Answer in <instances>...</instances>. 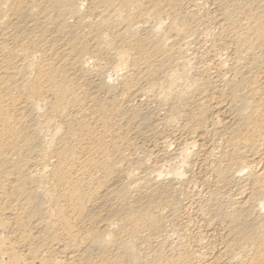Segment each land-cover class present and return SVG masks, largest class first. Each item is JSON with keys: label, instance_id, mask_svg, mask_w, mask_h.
Instances as JSON below:
<instances>
[{"label": "bare ground", "instance_id": "6f19581e", "mask_svg": "<svg viewBox=\"0 0 264 264\" xmlns=\"http://www.w3.org/2000/svg\"><path fill=\"white\" fill-rule=\"evenodd\" d=\"M183 208L264 264V0H0V264H198Z\"/></svg>", "mask_w": 264, "mask_h": 264}, {"label": "rangeland", "instance_id": "374dc122", "mask_svg": "<svg viewBox=\"0 0 264 264\" xmlns=\"http://www.w3.org/2000/svg\"><path fill=\"white\" fill-rule=\"evenodd\" d=\"M139 100H135V102H137V104L139 103L138 102ZM200 143H202V141H200ZM200 149H203V147L202 148H200ZM197 155L195 156V158H193L192 160H190V162H189V170L191 171V173H190V171L188 170L186 173H187V176H189V178L191 177V179H193V180H195V182H198V184L197 185H199V186H197V185H195L193 188H191L190 189V191H191V193L196 197H198V195L197 194H199V197H202V196H205L206 195V193L208 192V190H211V189H213L214 187H213V184H216V182L214 181V179L213 178H211L212 176H211V174H209V172L207 171L208 169H207V166L204 164V163H202V162H200V160H201V157H203L202 155L204 154H201L202 152H204V151H202V150H197ZM198 159V160H197ZM200 159V160H199ZM196 162V164H194L195 162ZM194 164V166H193V164ZM197 163H198V165H197ZM201 164V165H200ZM173 166L172 167H177L179 164H178V162H176V163H173L172 164ZM191 166V167H190ZM198 166V167H197ZM201 166V167H200ZM195 167V168H194ZM171 168V167H170ZM205 169V170H204ZM196 172L198 173V174H196ZM201 172V173H200ZM190 174V175H189ZM193 175V176H192ZM206 175V176H205ZM210 175V176H209ZM195 176V177H194ZM197 176V177H196ZM203 177H204V179H203ZM208 177V178H207ZM200 178V179H199ZM206 178V179H205ZM211 178V179H210ZM202 179L204 180V181H202ZM196 180H198V181H196ZM211 180V181H210ZM201 181H202V183H201ZM215 182V183H214ZM210 183V184H209ZM212 183V184H211ZM205 184V185H204ZM203 185V186H202ZM210 187V188H209ZM196 188V189H195ZM200 188H204V190H201ZM195 189V190H194ZM200 189V190H199ZM194 191V192H193ZM198 192V193H197ZM205 193V194H204ZM202 195V196H201ZM191 211V210H190ZM190 211H185V209L183 208L182 209V211H180V220L178 219L177 221H176V224H175V227L177 228V227H179V229H183V230H186L185 228H187L188 230H190V232L188 231V230H186V231H188L189 233H188V236H189V242H190V244L191 245H193V246H191L192 247V250H193V253H195L194 254V257H196V258H194L193 257V262L192 263H196V262H198V264H205L204 262H202L201 263V260H200V263H199V261H196V259L198 258L199 259V257H200V255H201V253H203V252H205V253H207V254H209L210 256H214V255H216V253H217V251H218V249L220 248V245H222L221 243L219 244L218 242H221L222 241V232H221V229H220V227L219 226H217V225H215V227H210L209 225H208V223L206 222V220L201 216V215H199L198 216V214L194 211V212H190ZM187 214V215H186ZM183 215V216H182ZM188 218H187V217ZM198 216V217H197ZM183 217V218H182ZM192 218V219H191ZM194 218V219H193ZM182 219V220H181ZM187 219V220H186ZM200 222H198V221ZM204 220V221H203ZM184 221V222H183ZM197 221V222H196ZM181 223V224H180ZM187 223V224H186ZM192 223V224H191ZM202 223V224H201ZM179 224V225H178ZM191 224V225H190ZM203 225V227L201 226V225ZM177 225V226H176ZM184 225V226H183ZM196 225V226H195ZM200 225V226H199ZM182 226V227H181ZM188 226V227H187ZM193 228H192V227ZM195 226V227H194ZM207 226V227H206ZM209 226V227H208ZM219 227V228H218ZM192 228V229H191ZM202 228H203V230H202ZM207 228H209V229H207V231H206V229ZM197 229V230H196ZM6 230H8V228L6 229V228H1L0 229V247H2L3 245L1 244L3 241H2V238L4 237L3 235L6 233ZM205 230V231H204ZM192 231V232H191ZM2 232V233H1ZM195 232V233H194ZM208 232V233H207ZM8 233V232H7ZM192 235H191V234ZM203 233H204V236H203ZM3 234V235H2ZM194 234V235H193ZM1 236H3V237H1ZM192 236L194 237V239L192 238ZM219 236H220V238H219ZM195 237H196V239H195ZM208 237V238H207ZM201 238V239H200ZM203 238V239H202ZM205 238V239H204ZM207 238V239H206ZM199 240H201V241H199ZM208 240V241H207ZM204 241V243H202V245L201 244H199V243H201V242H203ZM210 241V242H209ZM195 244H194V243ZM199 242V243H198ZM213 242V243H212ZM210 244V247H209V244ZM217 243V244H216ZM5 244V243H4ZM199 245V246H198ZM218 245V246H217ZM200 248L199 250H198V248ZM194 247L196 248V250L194 249ZM187 248V247H186ZM203 248V249H202ZM210 248V249H209ZM212 248V249H211ZM215 248H216V250H215ZM205 249V250H204ZM186 250H188V249H184V251L182 250L181 251V253H183V252H185ZM204 250V251H203ZM210 250V251H209ZM197 251V252H196ZM201 251V252H200ZM206 251H209V252H206ZM215 251V252H214ZM214 252V253H213ZM200 254V255H199ZM199 256V257H198ZM197 259V260H198ZM197 264V263H196Z\"/></svg>", "mask_w": 264, "mask_h": 264}]
</instances>
